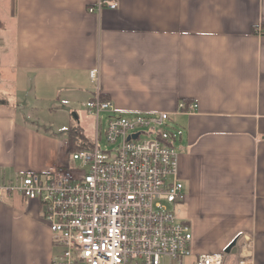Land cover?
I'll return each mask as SVG.
<instances>
[{"label": "crops", "instance_id": "obj_1", "mask_svg": "<svg viewBox=\"0 0 264 264\" xmlns=\"http://www.w3.org/2000/svg\"><path fill=\"white\" fill-rule=\"evenodd\" d=\"M99 1L0 0V188L67 166L80 126L49 135L21 100L50 111L87 102L98 70L116 115L168 113L177 128L188 262L264 264V0H114L117 10L89 13ZM181 102L198 109L182 113ZM42 215L38 202L2 192L0 264L59 255Z\"/></svg>", "mask_w": 264, "mask_h": 264}, {"label": "built area", "instance_id": "obj_2", "mask_svg": "<svg viewBox=\"0 0 264 264\" xmlns=\"http://www.w3.org/2000/svg\"><path fill=\"white\" fill-rule=\"evenodd\" d=\"M118 7L114 0H100L88 12ZM255 32L264 36L261 26ZM90 79L96 92L85 108L96 120L93 147L72 154L75 165L26 174L0 188V199L8 191L40 204L59 249L51 264H224L223 254L188 262L194 256L193 234L182 216L186 194L174 135L167 129L169 114L116 115L113 103L97 90L99 71L92 70ZM197 109L179 104L182 113ZM103 114L106 146L101 148Z\"/></svg>", "mask_w": 264, "mask_h": 264}, {"label": "rangeland", "instance_id": "obj_3", "mask_svg": "<svg viewBox=\"0 0 264 264\" xmlns=\"http://www.w3.org/2000/svg\"><path fill=\"white\" fill-rule=\"evenodd\" d=\"M1 32V31H0ZM7 41L9 42V37L7 38ZM1 40H0V44H1ZM0 47H2L0 45ZM78 103L76 104H68V103H64V102H56L54 104H52V110L50 111L48 108L46 107H41L38 108L36 107V103H34L33 100H30L27 98H24L21 100L20 104L22 107L21 112L28 116V115H33L35 116L37 119H39L40 121V125L42 126V128L44 129L43 131H50V133L48 132L49 135L56 133V136L59 138L60 136H63L65 133H63L62 129L63 127H68L69 122L74 123L73 120H76L75 115L78 117V121H79V126L80 128H84V130L86 131L87 135L91 136V137H95L96 135V120H94L92 117H90L87 114V110L85 108V104H86V100L84 99H79L77 101ZM102 120H101V128L99 131V136H100V147L104 148L106 146V142H105V138H104V130L107 126V115L103 114L101 116ZM38 124V123H37ZM167 129L170 130L171 132L174 133V135L177 136V128H175L173 121L169 118V120L167 121ZM145 136L143 135V138ZM147 137V136H146ZM175 146V144H174ZM177 147V145H176ZM175 147V148H176ZM178 149V147H177ZM176 149V150H177ZM70 164L71 165H75V162H73V160L69 159ZM25 176L24 174H19L16 177L15 182L17 181V179H19L20 177ZM184 206H182V210Z\"/></svg>", "mask_w": 264, "mask_h": 264}, {"label": "trees", "instance_id": "obj_4", "mask_svg": "<svg viewBox=\"0 0 264 264\" xmlns=\"http://www.w3.org/2000/svg\"><path fill=\"white\" fill-rule=\"evenodd\" d=\"M69 146L71 155L93 147V138L79 126L69 131Z\"/></svg>", "mask_w": 264, "mask_h": 264}, {"label": "water", "instance_id": "obj_5", "mask_svg": "<svg viewBox=\"0 0 264 264\" xmlns=\"http://www.w3.org/2000/svg\"><path fill=\"white\" fill-rule=\"evenodd\" d=\"M76 120H78V117L75 115ZM138 135H135L134 138H137ZM236 242H234L227 250V253H236V248H235Z\"/></svg>", "mask_w": 264, "mask_h": 264}]
</instances>
